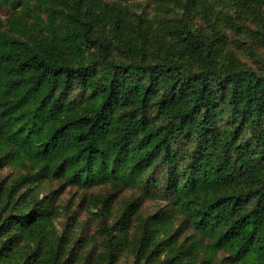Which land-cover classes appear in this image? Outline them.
<instances>
[{
	"label": "trees",
	"instance_id": "16d2710c",
	"mask_svg": "<svg viewBox=\"0 0 264 264\" xmlns=\"http://www.w3.org/2000/svg\"><path fill=\"white\" fill-rule=\"evenodd\" d=\"M46 3L42 28L15 38L0 32L3 159L37 169L0 189V264L20 240L49 239L51 207L26 205L45 172L83 187H142L172 202L214 251L264 264V73L117 60L107 30L123 32L120 6L35 0L34 7ZM183 33L201 44L195 32ZM154 241L139 243L133 264H196L177 247L163 258L164 251L148 254ZM59 253L23 264H64Z\"/></svg>",
	"mask_w": 264,
	"mask_h": 264
},
{
	"label": "rangeland",
	"instance_id": "374dc122",
	"mask_svg": "<svg viewBox=\"0 0 264 264\" xmlns=\"http://www.w3.org/2000/svg\"><path fill=\"white\" fill-rule=\"evenodd\" d=\"M50 1L64 8L62 4L68 0ZM105 2L127 13L124 30L118 37L107 30L114 59H177L195 69L209 62L224 72L251 69L264 73V0ZM34 3L35 0L30 5L25 0L0 1V32L13 38L25 37L28 31L45 26L49 3L42 9H36ZM184 29L199 35L201 44L193 45ZM4 153L0 147V189L22 175L36 172L29 160H4ZM38 200L51 207L47 216L49 239L43 244L20 240L15 253L3 264H23L25 257L33 255L39 260L50 258L52 251H60V262L64 264H133L139 243H147L150 237L155 241L148 254L164 251L162 258L170 247H177L181 253L186 251L185 259L196 264H245L233 261L223 250L214 251L172 202L149 195L142 187L113 181L83 187L45 172L26 205Z\"/></svg>",
	"mask_w": 264,
	"mask_h": 264
}]
</instances>
